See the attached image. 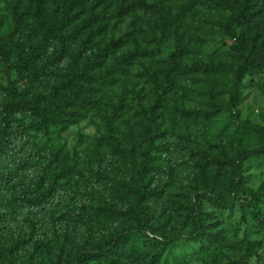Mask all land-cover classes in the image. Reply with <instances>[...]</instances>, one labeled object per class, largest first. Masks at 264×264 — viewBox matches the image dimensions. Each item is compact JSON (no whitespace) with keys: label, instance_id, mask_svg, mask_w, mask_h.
<instances>
[{"label":"rangeland","instance_id":"1","mask_svg":"<svg viewBox=\"0 0 264 264\" xmlns=\"http://www.w3.org/2000/svg\"><path fill=\"white\" fill-rule=\"evenodd\" d=\"M76 4L75 0H50V10L57 6L61 11L69 10L68 16L74 21L72 31L89 19L90 9L98 5L99 21L76 36L72 57L83 35L91 34L93 29L96 35L91 36V47L96 42L104 45L118 41L121 47L110 61L127 57L130 64L119 80L100 89L94 106L77 124L67 130L52 126L49 134L28 132L18 139V143L45 152L61 151L70 158L76 153L80 159L79 172L69 185L32 207L30 219L21 199L29 191H36L38 184H48V180L42 181L41 173L48 160H35L32 168L18 172L22 154L8 147L11 142H0V212L5 211L7 198L18 204L9 220L0 222V264H74L75 255L85 248L86 237L91 247L118 236L135 223L138 211L130 189L134 181L131 161L119 158L101 139L106 135L107 117L116 111L117 134L126 141L131 136L142 144L141 112L152 102L147 75L176 51L175 19L183 35L187 64L221 62L237 68L234 48L238 42L225 28L229 14L216 7L197 5L187 10L183 0H91L85 6ZM13 5V0H0V33L7 37L16 29ZM26 5L22 1L24 9ZM33 27L30 11L16 41L28 45L29 40L34 46L41 43ZM59 46V39L54 38L41 51L44 61L37 67L46 71L38 78L43 89L70 70L72 57L56 66L47 63ZM30 75L8 68L0 58V139L11 133L4 112L10 101L5 89L12 84L19 91L27 90ZM182 84L189 91L168 94L154 125L158 139L153 152V197L145 207L149 221L159 229V237L137 244L138 263L150 264L153 255L162 252V236L171 240L183 234L178 243L162 253L160 264H264V222L255 216L246 195L238 196L230 209L201 202L207 231L218 237L197 241L188 235L194 231L188 218L195 205V193L205 188L216 195H229V170L236 164V154L244 148L258 153L244 164L242 184L254 192H264L262 137L247 126L264 127V67L245 76L238 89L233 71L204 69L184 76ZM237 95L239 103L235 106L232 98ZM14 116L17 124L32 121L27 114ZM259 207L264 218V197Z\"/></svg>","mask_w":264,"mask_h":264},{"label":"trees","instance_id":"2","mask_svg":"<svg viewBox=\"0 0 264 264\" xmlns=\"http://www.w3.org/2000/svg\"><path fill=\"white\" fill-rule=\"evenodd\" d=\"M7 1V0H6ZM22 1L27 4L26 9L22 7ZM184 9L191 10L197 5L216 7L229 14V20L225 25L230 37L238 42L234 48V56L237 58V68L229 67L221 62L193 61L187 64L184 61L186 48L181 33L178 20H174L175 26V46L176 51L170 52L163 65L156 71L150 69L148 72V84L151 88L152 102L147 109L142 108L141 116L144 120L141 129L142 144L131 136L127 141L117 134L116 115L113 112L107 117L106 135L102 141L117 152L119 158H126L131 161L134 172V181L130 184V189L134 195L138 215L135 223L123 231L118 236L108 239L104 243L89 246L88 238L84 240L85 248L80 250L74 258V264H139L136 246L144 243L149 237H156L159 229L152 225L146 212V202L153 197L152 177H153V152L158 139V131L154 130V125L158 120V113L164 108L166 96L174 92L189 90L183 86L184 76L198 73L201 70L210 72L233 71L235 75V86L238 89L247 75H253L261 71L264 67V0H183ZM13 11L16 16V29L7 37L0 33V58L10 69L30 72L31 78L29 87L25 91H19L11 84L5 89L10 98L5 106L4 112L7 128H11L9 135H3L0 142H11L8 146L22 154L20 163L16 169L18 172L28 167H33L35 160H48L42 167V181L48 180L47 185L38 184L36 191H29V195H24L21 199L28 208V218L32 214V207L38 206L41 202L51 197L50 193L64 189L69 185L71 178L79 172V162L77 154L70 158L68 154L61 151H48L37 149L28 143H18V139L28 132L49 134L52 126H58L63 130L69 129L87 116L88 110L94 106L95 95L100 89L119 80L122 71L127 70L130 60L121 57L115 61H110L119 50L121 45L118 41L111 40L106 44L96 42L92 46L91 36L96 33L83 35L79 48L72 57L73 45L76 36L80 32H86L89 26L97 24L96 4L90 9L89 19H86L78 28L70 29L73 20L68 16L69 10L61 11L60 7L50 10V0H13ZM74 6H85L91 0H75ZM34 18L32 32L41 38V43L33 45L27 40L28 45L16 41L18 32L26 22L29 12ZM54 38L59 39L60 46L56 49L52 58L47 61L49 66H56L66 59L72 57L70 70L63 74L54 84L46 89L39 87L38 78L45 73L43 68H38L37 64L43 62L42 49H46L48 43ZM29 48V49H27ZM41 57V59H40ZM14 58L16 60H14ZM12 99V100H11ZM234 105L239 103V96L232 98ZM27 114L32 121L17 124L15 114ZM15 124V125H14ZM248 128L256 130L262 137L260 148L264 151V127L248 124ZM258 150L244 148L236 154L235 166H231L229 176L232 180L230 194L219 193L216 195L203 188L195 193V205L190 210L193 232L188 235L197 240H215L217 235L208 233V225L202 215V203H214L222 209H230L236 205V200L240 195H246L251 199L255 216L262 222L264 218L260 212V201L264 197V192H254L243 186V167L251 158L255 157ZM15 169V170H16ZM40 181V182H42ZM15 200L6 199L5 210L0 212V222L8 221L10 213L16 212ZM2 210V209H1ZM30 219V218H29ZM88 227L89 225L86 224ZM156 235V236H155ZM159 236H157L158 238ZM184 237L183 234L171 240H166L162 236V252L153 255L150 264H160L162 253L170 246L178 243ZM151 242L155 240H149ZM156 242L159 243L157 240ZM160 248V247H159ZM129 253L128 257H126ZM146 263V262H142ZM231 264H248L244 261H235Z\"/></svg>","mask_w":264,"mask_h":264}]
</instances>
